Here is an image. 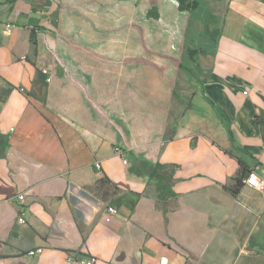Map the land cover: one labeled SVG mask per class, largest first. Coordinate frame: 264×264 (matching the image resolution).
I'll return each instance as SVG.
<instances>
[{"label": "crops", "instance_id": "obj_1", "mask_svg": "<svg viewBox=\"0 0 264 264\" xmlns=\"http://www.w3.org/2000/svg\"><path fill=\"white\" fill-rule=\"evenodd\" d=\"M120 2L0 0V264H264V192L244 182L264 175V0H159L160 19L134 0L165 73L95 50Z\"/></svg>", "mask_w": 264, "mask_h": 264}, {"label": "rangeland", "instance_id": "obj_2", "mask_svg": "<svg viewBox=\"0 0 264 264\" xmlns=\"http://www.w3.org/2000/svg\"><path fill=\"white\" fill-rule=\"evenodd\" d=\"M102 1H112V0H90L91 3L97 4V5H101ZM121 1L120 3H117L114 6H107L106 9L101 8L100 13L98 14L99 16H103L105 18L104 21H106V24H101L100 22L98 23V25L100 27H111L113 26V22L117 24H119L120 22H124L123 23V30L122 31H118L117 30H113V29H107L105 30V34H102L101 37L104 38V41L101 42V45H99L98 47L95 48V50L101 54H104L108 57H116V59L119 58H124V62L129 61V59L131 57H127L126 56H131V55H136L133 58H145L146 57H150L152 52H150L148 50V47L146 46V41L151 38L150 33L147 30V25L143 26L144 24H142L141 22H139V25H141L142 30H140V28H132L131 26H134V24H136V20H134V22H126L129 21L133 15V11H132V3L134 0H119ZM92 9L96 8V6H91ZM121 10V11H119ZM102 11V12H101ZM95 14L92 13L91 17H93ZM116 18V20H115ZM138 23V21H137ZM140 27V26H139ZM160 32V31H158ZM118 42V40H122L121 45H119L118 43L116 45L115 42ZM162 49V47H161ZM92 51V50H91ZM90 52V51H89ZM92 53V52H91ZM132 58V59H133ZM140 62V61H139ZM193 65V69L195 70V68L197 67L194 63ZM126 67V66H125ZM111 68H114L113 66H111ZM186 80L184 82L181 81V84L183 85V87L185 88H190L192 86H194L195 81L196 80L195 77H193L192 75H190L189 73H186ZM127 79H123L124 81V85H127ZM129 84V83H128ZM175 88L177 89V91L179 92L180 87L178 86V82L177 79L175 81Z\"/></svg>", "mask_w": 264, "mask_h": 264}, {"label": "trees", "instance_id": "obj_3", "mask_svg": "<svg viewBox=\"0 0 264 264\" xmlns=\"http://www.w3.org/2000/svg\"><path fill=\"white\" fill-rule=\"evenodd\" d=\"M178 10L180 12H186V13H191L193 12L195 9L198 8L199 6V0H175ZM148 16L154 19H160L161 18V14L159 11V0H150V8L148 10ZM138 28H140V30H142L141 25H137ZM140 26V27H139ZM34 38V35L32 33V39ZM65 38L71 42L72 44L76 45L77 47L81 46L79 44L73 43L72 39L70 37L65 36ZM147 42V41H146ZM147 46V44H146ZM148 47V50L152 53H156L161 55V53L159 51H154L152 49V47ZM161 48V47H158ZM90 52H92L93 54H95L93 51L89 50ZM102 59H105L104 57H101ZM174 62L179 65L182 66L184 68H187L181 61H179L178 59L174 58L173 59ZM129 61H140L142 63L145 64H149L152 65L154 67H156L158 70H160L162 73H165L166 69L165 67H160L157 64L153 63L152 61L145 59V58H130ZM174 85V84H172ZM174 95L177 97L178 93L177 90L174 86ZM92 105L98 110V112L105 118H108L103 107L96 102L93 99H90ZM148 159V158H147ZM151 163H150V177L156 179L157 182V186H158V190H159V199L161 201H166L169 197L171 196H175V192L172 189V183H173V174H172V169H167L161 162L159 161H152L151 159H148ZM243 182L242 179L238 178L236 185L233 187V192L234 193H238L240 188L242 187Z\"/></svg>", "mask_w": 264, "mask_h": 264}, {"label": "built area", "instance_id": "obj_4", "mask_svg": "<svg viewBox=\"0 0 264 264\" xmlns=\"http://www.w3.org/2000/svg\"><path fill=\"white\" fill-rule=\"evenodd\" d=\"M43 73L47 75V80L48 81H52V75L50 74V71L47 69V68H44L43 69ZM245 93H247L245 91ZM114 150H115V153L121 157H124L127 149L125 147H122L120 145H116L114 147ZM124 163L127 164L128 161L127 159L124 158ZM96 167L97 168H100L101 165L100 163H96ZM244 182L246 184H248L249 186L259 190V191H263L264 192V175H258L254 172H251L248 174V176L245 178ZM18 199L22 200L24 199V195H18ZM109 212L111 214H116L117 211L114 207H109L108 208ZM19 221L21 223H25L26 222V218L21 215L20 218H19ZM43 247H38V248H35V249H32L30 251H28V255L30 256H36V255H39L43 252ZM75 258L74 257H71L69 258V262H72ZM79 261L82 263V264H96V262L98 261L97 257L95 256H90V257H86V258H79Z\"/></svg>", "mask_w": 264, "mask_h": 264}]
</instances>
